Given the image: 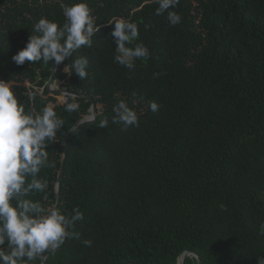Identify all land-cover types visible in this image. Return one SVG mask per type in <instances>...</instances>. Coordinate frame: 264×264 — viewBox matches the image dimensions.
<instances>
[{
    "label": "trees",
    "instance_id": "trees-1",
    "mask_svg": "<svg viewBox=\"0 0 264 264\" xmlns=\"http://www.w3.org/2000/svg\"><path fill=\"white\" fill-rule=\"evenodd\" d=\"M87 2L100 31L74 57L89 59V75L63 70L69 57L53 80L101 106L65 148L59 209L78 206L84 219L75 225L79 239L45 264H179L187 251L201 264H257L264 256V0H180L175 27L155 14L153 0ZM41 17L63 24L59 0H0V79L36 111L55 102L47 87L53 66L11 58ZM113 17L136 23L137 42L150 51L134 70L113 60ZM133 93L145 98L134 106L139 127L123 131L111 123L112 107L118 99L133 106ZM73 97L74 112L64 110L68 97L53 106L65 123L47 148L51 167L40 174L49 187L33 197L48 206L57 201L63 140L91 114L92 101ZM151 100L160 105L155 113L146 107Z\"/></svg>",
    "mask_w": 264,
    "mask_h": 264
},
{
    "label": "clouds",
    "instance_id": "clouds-1",
    "mask_svg": "<svg viewBox=\"0 0 264 264\" xmlns=\"http://www.w3.org/2000/svg\"><path fill=\"white\" fill-rule=\"evenodd\" d=\"M158 5L157 16H165L167 23L175 27L182 23V16L175 11L180 0H153ZM63 24L41 17L32 28L26 46L12 56L17 65L42 62L55 69L72 57L63 70L75 73L81 80L88 77L89 59L74 57L83 47H91L93 37L100 31L87 0L64 3L59 0ZM108 25H114L110 35L116 47L113 60L118 65L134 70L135 62L150 58L148 47L138 41L139 26L124 18L113 17ZM150 25L146 24L145 28ZM133 106L125 99H118L112 107L111 123L123 131L139 127L140 116L135 105L145 103L143 96L133 93ZM65 111L74 112L79 104L67 94ZM34 99L30 94L29 101ZM146 107L155 113L160 105L146 101ZM64 120L51 106L39 111L26 107L9 83L0 79V264H44L69 239H79L75 231L77 222L84 219L79 207L70 213L58 207L48 206L34 199L37 193H45L48 181L41 177L42 169L51 167L47 148L55 141ZM109 125V119L100 121V127ZM46 200L47 197L45 196ZM264 235V223L259 227ZM91 246L90 240L83 241ZM257 264H264V256L256 257Z\"/></svg>",
    "mask_w": 264,
    "mask_h": 264
},
{
    "label": "water",
    "instance_id": "water-1",
    "mask_svg": "<svg viewBox=\"0 0 264 264\" xmlns=\"http://www.w3.org/2000/svg\"><path fill=\"white\" fill-rule=\"evenodd\" d=\"M57 69L54 70V68H53L52 76L50 77V79L48 81L47 87H48L49 91L50 90H53L52 87L54 85V83H53L54 74L57 71ZM58 91L60 93H63L66 98H67V94H71V96H76V97H81V98H87L88 100L92 101V105L90 107L91 114L85 116L83 119H81L80 121H78L75 124V126L72 128V130L67 134V136L63 140L64 153H63V158H62V164H61V167H60V169L58 171L57 181H56V185H55V192H56V195H57V201H56V204H55L54 207H58L59 208V206H60V184H61V181H62L63 176H64L65 163H66V158H67V151L65 149L66 148V143H67V138H68L69 134L72 131L80 128L83 125H86V124H90V123L95 122L96 119H97L98 113H99V111L101 109V106L98 105L94 101V99L92 97H90V96H85L83 94H76V93L70 92V91H68L66 89H59ZM188 257H194V258H196L197 264H201L200 256L196 252H191V251H187V252H184L182 254V256L179 258V264H185V262L188 259ZM47 258H48V256H47ZM47 258L45 259L44 264L46 263ZM121 264H137V263H134V262H124V263H121Z\"/></svg>",
    "mask_w": 264,
    "mask_h": 264
},
{
    "label": "rangeland",
    "instance_id": "rangeland-1",
    "mask_svg": "<svg viewBox=\"0 0 264 264\" xmlns=\"http://www.w3.org/2000/svg\"><path fill=\"white\" fill-rule=\"evenodd\" d=\"M25 85L27 87L30 86L29 83H25ZM59 86H60L59 82L54 83V85L52 87L53 90H50V93L48 95V96H51L53 99H55V102L49 103V106H51V107H53L55 105V103H63L66 101L65 95L58 91L59 89H61ZM38 89H40L41 93H43V88H38Z\"/></svg>",
    "mask_w": 264,
    "mask_h": 264
}]
</instances>
